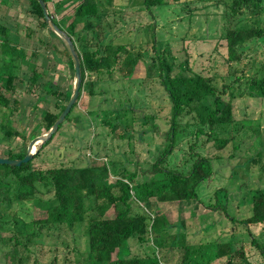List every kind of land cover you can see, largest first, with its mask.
Here are the masks:
<instances>
[{
    "label": "rangeland",
    "instance_id": "1",
    "mask_svg": "<svg viewBox=\"0 0 264 264\" xmlns=\"http://www.w3.org/2000/svg\"><path fill=\"white\" fill-rule=\"evenodd\" d=\"M83 1L49 0V11L66 34L71 33L73 10ZM95 1L99 12L94 31L98 37L95 39L93 30L87 34L90 50H99L102 55L107 44L124 45L132 56L139 54L141 61L132 78L123 77L127 72L123 66L125 56L110 76H85L69 119L40 153L35 151L38 155L33 156L32 167L45 170L60 162L65 167H82L91 162L108 165L112 159L117 165L109 169L107 183L127 175L122 172L115 176L112 171L117 169L120 173L122 169L135 173L137 182L151 178L150 166L165 140L171 117V104L160 85L157 67H153L152 46L159 52L167 50L174 65L163 77L201 76L212 79L219 90L230 86L222 97L232 104L233 121L202 132L196 131V122L190 116L179 122L183 131L176 137L167 165L186 172L192 163L188 147L194 144V152L210 160L212 176L197 186V201L141 205L146 211L161 210L170 227L157 233L150 231L143 244L131 237L121 257L138 258L143 264H152V259L157 264H224L232 256L227 248L231 244L234 250L242 249L245 257L242 260L234 255L232 264H264L251 243L253 238L264 245V225L246 227L239 222L251 215L252 198L264 189V98L255 93L251 84L263 62V40L237 48L241 60L227 62L224 35L232 0L169 1L149 10L143 0ZM259 2L255 16L244 10L232 22L234 26L264 27V0ZM41 22L29 0L0 3V25L10 31L9 45L0 41V66L6 64L2 58H8L5 53L9 46L17 47L26 57L14 69V92L8 94L10 104H17V109L4 123L13 121L16 132L0 140V158H7L9 153L15 157L26 153L29 142L43 135L41 113L58 115L67 104L66 93L73 90L74 72L63 43ZM33 72L40 74L35 83H31ZM2 112L0 108V116ZM146 116L153 118L144 123ZM224 139L225 145L218 148L217 143ZM44 192L41 189L24 204L13 203L11 216L25 221L31 216L44 218L52 198V193ZM21 230L31 233L34 227L25 225ZM86 231V221L44 229L31 247L30 261L38 258L46 264L55 258L58 264H89ZM220 252L222 258L216 260Z\"/></svg>",
    "mask_w": 264,
    "mask_h": 264
},
{
    "label": "trees",
    "instance_id": "2",
    "mask_svg": "<svg viewBox=\"0 0 264 264\" xmlns=\"http://www.w3.org/2000/svg\"><path fill=\"white\" fill-rule=\"evenodd\" d=\"M29 1L42 19L41 25L45 26L51 35L55 36L46 25L38 2L36 0ZM43 1L52 17V22L63 30L49 11V0ZM169 1L175 3L178 0H143V5L149 10L154 6L169 4ZM259 1L232 0L228 7L230 12L224 39L226 41L227 62L229 63L241 60L237 48L254 40H263V62L251 84L255 93L264 98V27L237 28L234 26L235 23H232L236 21L238 16L242 15L244 10L255 16L258 13ZM98 12V4L95 0L81 2L73 10V20L70 25L71 33L67 34L80 58L81 87L85 76L104 73L110 76L124 56L123 66L127 72L123 77L132 78L138 63L141 61L139 54L132 56L124 45L107 44L103 47L102 55L99 50H90L87 34L93 30L95 39L98 37L97 32L94 31L96 26L94 19ZM9 34V29L0 25V41L2 43L9 45L7 40ZM98 45L102 46L101 42ZM152 48L155 54L152 59L153 67H157L160 85L171 104V117L169 127L164 132L165 140L160 144L161 148L150 166L151 178L137 182L135 173L127 172L126 169H122L120 173L117 169L112 171L115 176L123 174L122 172L127 175H124V178H116L112 183H107L109 169H114L117 165V161L112 159L108 161V165H98L91 162L82 167L73 165L65 167L60 162L58 166L45 170L34 169L32 167L33 159L19 167L0 165V262L2 264H41L38 258L30 261V257L33 254L31 247L44 229L49 230L60 224L72 226L85 221L87 222L86 237L89 264H143L142 260L138 258L121 257V251L123 252L125 249L127 241L131 237H135L140 244H143L148 241L150 231L155 233L164 231L170 227V224L161 210L151 208V211H146L141 205L153 201L163 204H179L198 200L197 186L209 180L213 173L210 160L198 156L194 152V144L188 147L192 163L186 172L170 168L167 165L168 158L176 147L177 135L183 131L179 126V122L183 118L190 116L196 122L197 132H202L205 128L213 131L216 127L222 128L232 123V104L229 100H223L222 97L226 90L230 89V86L224 85L219 90L213 84L212 79L201 76L163 77V73L172 69L173 57L167 50L159 52L155 45ZM64 52L73 69L65 48ZM5 55L8 58H2V61L6 64L0 66V108L4 109L0 116L1 141H5L9 134L16 132L13 121L10 124L4 123L17 109V104L11 105L8 97V94L14 92L12 86L14 69L18 67L20 60L26 58L24 52L17 47L9 46ZM3 72L6 75H3ZM39 77L40 74L33 72L31 83H35ZM47 92L52 94L50 89H47ZM66 96L68 102L71 93H66ZM210 100L212 102L209 103ZM77 102L64 122L69 119ZM60 113L58 115H54L50 111L41 113L40 124L43 127V134L52 127ZM144 118V123H148L153 117L146 116ZM63 123L59 126L58 131ZM56 133L42 148L38 149L39 153L53 140ZM225 143L226 140L224 139L216 146L222 148ZM37 155L38 153L34 157ZM24 156L25 153L18 157L9 153L7 158L22 159ZM41 189L45 191L44 193H52L49 206L44 210V218L36 219L31 216L28 221H25L17 215L11 216L10 208L13 203L24 204L32 200ZM6 218L9 220H5ZM239 222L246 227L251 224L264 225V189L258 194H254L251 215ZM25 225H32L34 230L31 233L23 232L21 229ZM251 243L255 245L264 261V245L257 244L253 238H251ZM227 248L232 252V256L230 255L224 264H232V257L236 254L242 260L245 258L242 249L234 250L231 244H227ZM222 255L223 252H220L216 256V260L222 258ZM46 264L58 263L53 258ZM152 264H157V261L152 259Z\"/></svg>",
    "mask_w": 264,
    "mask_h": 264
},
{
    "label": "water",
    "instance_id": "3",
    "mask_svg": "<svg viewBox=\"0 0 264 264\" xmlns=\"http://www.w3.org/2000/svg\"><path fill=\"white\" fill-rule=\"evenodd\" d=\"M36 1L38 2L42 10V14L46 25L55 35H57L60 38L65 50L67 51L70 57L74 72L73 90L67 104L65 105L63 111L60 113V115L58 116L52 127L43 135L36 137L29 142L25 156L22 159L0 158V165L19 167L22 164L28 163L35 155V151L41 148L58 131L59 126L64 122V120L70 113L72 107L80 97L82 81H81L80 58L78 56L77 50L71 38L52 22V17L49 15L45 2L43 0H36Z\"/></svg>",
    "mask_w": 264,
    "mask_h": 264
},
{
    "label": "crops",
    "instance_id": "4",
    "mask_svg": "<svg viewBox=\"0 0 264 264\" xmlns=\"http://www.w3.org/2000/svg\"><path fill=\"white\" fill-rule=\"evenodd\" d=\"M0 3H3V0H1Z\"/></svg>",
    "mask_w": 264,
    "mask_h": 264
}]
</instances>
